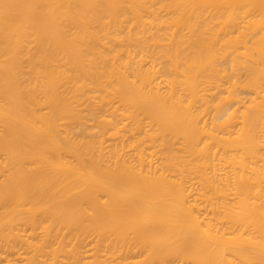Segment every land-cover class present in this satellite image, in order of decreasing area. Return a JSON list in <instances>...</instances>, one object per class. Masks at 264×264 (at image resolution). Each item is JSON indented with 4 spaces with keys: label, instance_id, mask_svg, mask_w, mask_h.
<instances>
[{
    "label": "bare ground",
    "instance_id": "6f19581e",
    "mask_svg": "<svg viewBox=\"0 0 264 264\" xmlns=\"http://www.w3.org/2000/svg\"><path fill=\"white\" fill-rule=\"evenodd\" d=\"M0 264H264V0H0Z\"/></svg>",
    "mask_w": 264,
    "mask_h": 264
}]
</instances>
